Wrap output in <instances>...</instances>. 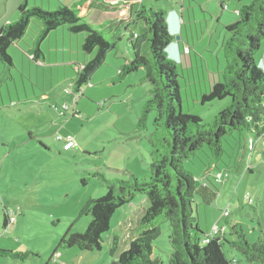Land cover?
Wrapping results in <instances>:
<instances>
[{
    "label": "rangeland",
    "instance_id": "374dc122",
    "mask_svg": "<svg viewBox=\"0 0 264 264\" xmlns=\"http://www.w3.org/2000/svg\"><path fill=\"white\" fill-rule=\"evenodd\" d=\"M24 1L0 0V27L18 19V7ZM27 1L30 6L49 10H56L59 5L57 0ZM64 1L70 6L74 4L72 1L78 3L83 0ZM221 1L230 5L231 9L223 10ZM201 2L204 5L197 10V22L188 24L185 30V40L189 37L193 55H198L200 61L193 64V69L178 65V81L183 112L200 117L203 125H208L230 103L228 99L205 105L201 103L202 95L210 92L208 88L224 82V44L228 33L224 26L226 23L219 19L224 14L229 21L232 19L230 22L237 21L236 9L250 4L252 0ZM152 5L167 12L170 11L169 6L181 9L178 0L146 2L147 8ZM92 15L90 12L86 20L98 24L93 21ZM38 25L39 21L32 24L20 47L16 45L9 50L14 58V67L0 61V249L31 252L36 256H30L25 262L0 257V264H111L136 238L138 222L149 205L144 195H137L130 205L117 211L100 252H82L62 241L63 238L67 240L69 234H84L87 231L92 216L83 211L90 201L107 193L108 183L130 180L133 176L141 180L149 175V138L154 129L155 113L149 114L146 131L127 136L120 131L136 130L144 107L151 99L152 87L138 74L123 81L118 78L119 69L132 58L129 37L125 36L118 42V56H122L125 63L116 61L113 52L105 66L96 73L102 74L99 72L105 70L112 75L115 70L113 77H117V85L113 86L109 81L94 86L97 98L87 96L88 85L74 103L75 96L67 95L66 90H73L75 67L66 63H70L67 61L71 58L74 59L72 62L78 63L79 57L81 63H85L86 59L89 61L83 44L78 46L75 41L73 46L68 44L65 48H58L59 51L47 47V57L50 55L54 61L61 59L60 65H53L50 71L44 69L47 72L36 71V63H30L28 51L33 52ZM72 36L86 38L85 34ZM65 69L68 70L67 76ZM42 93L48 96L42 97ZM80 102L82 106H78ZM64 105H68L69 110L64 111ZM60 136L73 137L75 147L66 151L65 142L58 140ZM258 143L257 154L252 155L254 174L246 178L243 176L248 174L246 164L249 154L246 153L244 157L247 159L243 158L237 166L242 169L245 164L243 172L240 171L237 177L230 174V178L219 186L220 196L215 203L208 208H195L194 217L204 232L210 233L215 225L225 228L240 224L249 243H257L264 237L261 231L264 232V145ZM247 194L256 207L245 199ZM226 209H229L230 217L223 215L222 211ZM6 213L16 216V223L8 228L4 227ZM118 230L122 238L121 249L112 257L111 236ZM170 233L169 223H161V236L154 244V258L164 263L172 253ZM226 248L229 250L228 245ZM56 254L62 256L58 263L54 262ZM234 257L239 264H246L242 256L235 254Z\"/></svg>",
    "mask_w": 264,
    "mask_h": 264
},
{
    "label": "trees",
    "instance_id": "16d2710c",
    "mask_svg": "<svg viewBox=\"0 0 264 264\" xmlns=\"http://www.w3.org/2000/svg\"><path fill=\"white\" fill-rule=\"evenodd\" d=\"M86 4L105 20L95 25L88 22L90 11L87 14L81 11ZM237 15L239 19L226 26L224 82L212 85L201 99L203 105L226 99L230 103L208 125L182 110L178 81V65L182 64L170 59L167 53L176 36L170 33L167 11L155 5L147 8L144 4L83 0L73 7L59 2L56 10H49L30 6L25 0L19 7L18 19L0 31V61L9 67H14L9 50L24 40L36 21L40 25L32 47L34 59L44 55L42 44L60 28H67L72 35L85 34L83 51L90 60L72 81L76 93L91 83L108 55L116 52L118 42L127 36L133 60L120 69L118 78L122 81L142 70L144 80L152 87L151 99L137 124V133L146 131L147 118L155 113L149 138V175L141 180L133 176L130 180L108 183L107 193L90 201L83 211L92 216L87 231L69 234L62 243L82 252H100L117 211L130 205L137 195H144L149 205L138 222L136 238L111 264H239L235 254L242 256L246 264H264V237L251 244L242 225L237 224L229 226L228 234L205 243L209 233L201 230L194 217L195 208H208L219 198L221 184L216 183L214 174H230L247 153L249 138L255 141L264 138V57L260 61L264 46V0H252L238 8ZM163 222L169 223L171 232L172 253L167 263L154 258V244L161 236ZM9 226L12 225L6 213L4 227ZM119 233L115 231L111 236L112 257L121 249ZM32 255L36 256L31 252L0 249V257L22 262Z\"/></svg>",
    "mask_w": 264,
    "mask_h": 264
},
{
    "label": "crops",
    "instance_id": "0c3cea01",
    "mask_svg": "<svg viewBox=\"0 0 264 264\" xmlns=\"http://www.w3.org/2000/svg\"><path fill=\"white\" fill-rule=\"evenodd\" d=\"M58 1V4H59V2H62L64 5H66V6H68L65 2L66 1H64V0H57ZM104 2H106V3H110V4H117V3H127V4H144L145 6H146V2H152V0H103ZM202 0H189V2H188V5L186 4V2H187V0H182V1H180V0H178V2H179V4H181V9L180 10H178V9H176V8H171L169 5V12H167V22H168V25H169V30H170V33L175 37V36H177V35H180L182 38H181V40H179V41H177V40H175V42H173L169 47H168V49H167V53H168V55H169V57H170V59H172V60H174L175 62H177V63H180L181 62V64L182 65H186V66H190V67H188L189 69H193L194 68V66H193V64L194 63H199V61H200V57L198 56V55H196L195 54V56L193 55V49H192V46L190 45V41H189V37H187V39L185 40V36H186V33H185V30H186V27H187V25L188 24H190V23H193V21L196 23L197 22V10L199 9V7H201L202 5H204V3H202L201 2ZM215 1V0H214ZM72 2H74V4H70V6H68V7H73V6H75L76 4H78V3H75V1H72ZM221 3H222V5H224V9L223 10H230L231 8H230V5H225V3L223 2V1H221ZM232 5V4H231ZM20 6V5H19ZM19 8V7H18ZM188 10V11H187ZM209 10V9H208ZM237 10L238 9H236V12H237ZM82 11V13H89V11L90 12H92L93 13V15H92V18H93V21L94 22H99V23H102L105 19H102L101 17V15H99L98 14V12H93V11H91L90 10V8H89V5L88 4H86L84 7H83V9L81 10ZM209 14H211V10H209ZM226 16L224 15V14H222V16H221V18L219 19L220 21H223V22H225L226 24L224 25L225 26V30H226V26H228L229 24H231V23H233V22H235V21H233V22H230L229 20H228V18L226 19L225 18ZM234 19V18H233ZM10 23V22H9ZM8 23V24H9ZM195 26H196V24H195ZM4 28V27H3ZM2 28V26L0 27V31L3 29ZM194 30V29H193ZM196 30H197V26H196ZM82 35V34H81ZM85 39L84 38H73V36H72V34H70L69 32H68V30H67V28H60L59 30H57V31H55V32H53V33H51L50 35H49V37L44 41V43L42 44V47H41V49H42V51H43V56H41L40 57V59H34V52H31V51H28V55L30 56V63H32L31 61H33L34 63H36V67H35V69H36V71H40L39 69H41V70H43V72H47L46 70H49V69H51V67L53 66V65H60V60L61 59H59V58H57V59H55V61H54V59H53V57H51L50 55H49V57H47L48 56V54H47V47H50V48H56V50L57 51H59L58 50V48H60V47H62V48H65V47H67L68 46V44L70 45V46H73V43L76 41L77 43H78V46H81V44H84L83 43V41H84ZM85 42V41H84ZM20 43L21 42H19L18 44H15V45H13V46H16L17 45V47L19 46L20 47ZM12 46V47H13ZM11 47V48H12ZM118 47H119V45H118ZM185 48H189V51H190V53H188V54H186L185 53ZM198 48V47H197ZM197 48H196V46H195V49L197 50ZM118 48H117V51L116 52H114L115 54H113L114 55V57L116 58V61H122V62H124V59H123V57L122 56H118ZM27 53V52H26ZM117 53V54H116ZM110 55V54H109ZM108 55V56H109ZM13 57V56H12ZM196 57V58H195ZM264 57V46H263V49H262V51H261V54H260V61L262 60V58ZM87 58H89V60H90V57H87ZM108 58V57H107ZM14 59V58H13ZM72 60H74L73 58H71V60L70 61H67V62H70V63H66L67 65L68 64H71V65H73V67H75V69H74V73H75V75H76V70H77V67H79V66H83V65H85L88 61H87V59L85 60V63H81L82 61H81V57H79L77 60H78V63H74V62H72ZM126 60V59H125ZM132 60H133V57L131 58V60L130 61H128L127 60V62L125 63V64H130L131 62H132ZM115 62V61H114ZM203 62V61H202ZM32 65H34V64H32ZM105 66V65H104ZM103 66V67H104ZM59 67V66H58ZM102 67V68H103ZM101 68V69H102ZM44 69H46V70H44ZM101 69H99L98 71H100ZM50 71V70H49ZM60 71H61V69H60ZM97 71V72H98ZM105 71V70H104ZM99 72V73H102V74H94V76L92 77V80H91V83L89 84V88H88V90L86 91V93H87V96H89V97H94V98H97L98 96L97 95H95V87L94 86H96V85H99V84H104V83H106V82H109V81H111L112 83H113V86L115 85H117L116 83H117V77L115 78V77H113V74H114V71H113V74L111 75L110 74V72L108 71V72ZM119 71H120V69H119ZM118 71V72H119ZM65 75L67 76L68 75V70L67 69H65ZM135 74H138L139 76H142L143 77V80H144V72L141 70V71H139L138 73H135ZM75 77V76H74ZM130 77V76H129ZM123 81V80H122ZM145 81H147V80H145ZM150 84V83H149ZM48 95L47 94H45V93H42V97H47ZM19 98V97H18ZM79 105H81L82 106V102H80V104H78V106ZM134 128V127H133ZM128 131V129H126V131H120L122 134H124L125 136H127V135H133V134H136L137 133V126H136V130L135 131H131V132H127ZM262 143V145H264V138L262 139H260V140H258L257 141V143ZM258 143V144H259ZM258 149V148H257ZM151 151V150H150ZM263 152L262 153H264V148H263V150H262ZM257 152V150H255V152H254V154H253V157L257 154L256 153ZM246 155V154H245ZM244 155V156H245ZM246 157H244V159H245ZM253 159V158H252ZM251 164V167L252 168H250V172H248V174H243V176H245V178L247 177V176H249V175H253L254 174V172H255V169H254V167L252 166V160H251V162H250ZM240 165V164H239ZM247 165V164H246ZM244 166H245V164L244 165H242L241 167H242V169L244 168ZM240 167V168H241ZM242 169H238V168H236L235 170H232L231 171V173L230 174H232L233 173V176H236L237 177V175L240 173V171H242L243 172V170ZM241 172V173H242ZM247 173V172H246ZM230 178V177H229ZM228 178V179H229ZM227 179V180H228ZM226 180V181H227ZM220 196V195H219ZM262 200V199H261ZM257 203H259V202H257ZM254 206L256 205V203L254 202V204H253ZM263 205H264V200H263ZM256 207V206H255ZM263 210H264V208H263ZM222 213H223V211H222ZM237 225V224H236ZM229 226H235V224L234 225H228L227 227H225L226 228V232H227V234H228V232H229ZM223 228V227H222Z\"/></svg>",
    "mask_w": 264,
    "mask_h": 264
},
{
    "label": "built area",
    "instance_id": "2783aa9c",
    "mask_svg": "<svg viewBox=\"0 0 264 264\" xmlns=\"http://www.w3.org/2000/svg\"><path fill=\"white\" fill-rule=\"evenodd\" d=\"M185 53L188 54L189 53V48H185ZM262 66L264 67V58H263V61H262ZM83 68V66H79L77 67V70L76 72H79L81 69ZM119 74H120V71H119ZM82 93V90L79 92V93H76L74 91V87H73V90H66V94L67 95H73L75 96L74 98V103H77V97L78 95H80ZM64 111H67L69 110V106L68 105H64V107L62 108ZM58 140L60 141H64L65 142V150L66 151H69L70 149H72L73 147H75V141L73 139V137L71 136H68V137H58ZM256 144H257V141H255L253 138H249L248 142H247V153L249 154V159L247 160V166H246V172L250 171V162L252 160V155H253V152H255L256 150ZM247 159V158H246ZM230 177V174L228 173H220V172H217L214 174V178H215V181L216 183H219L221 185H223L225 183V181ZM246 200H249V203L250 205H253L254 204V200L250 197L249 194H247ZM223 215L225 217H230L231 214H230V211L229 209H226L223 211ZM8 217H9V220H10V224L13 225L14 223H16V216L14 215V213H11V214H8ZM226 233V228H222L218 225H215L212 229V231L208 234V236L206 237L205 239V243H209L211 240H213L214 238L216 237H219V236H222V235H225ZM61 255L60 254H56L54 256V262L58 263L61 261ZM63 264H66V263H63Z\"/></svg>",
    "mask_w": 264,
    "mask_h": 264
},
{
    "label": "water",
    "instance_id": "95a60500",
    "mask_svg": "<svg viewBox=\"0 0 264 264\" xmlns=\"http://www.w3.org/2000/svg\"><path fill=\"white\" fill-rule=\"evenodd\" d=\"M176 40H177V41L181 40V36H180V35L176 36ZM180 109H181V108H180Z\"/></svg>",
    "mask_w": 264,
    "mask_h": 264
}]
</instances>
